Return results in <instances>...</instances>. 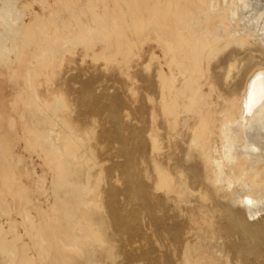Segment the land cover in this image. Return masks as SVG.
<instances>
[{"label":"bare ground","instance_id":"6f19581e","mask_svg":"<svg viewBox=\"0 0 264 264\" xmlns=\"http://www.w3.org/2000/svg\"><path fill=\"white\" fill-rule=\"evenodd\" d=\"M63 34L94 59L115 63L127 105L141 90L150 110L146 120L141 115L146 127L123 138L128 174L137 177L142 200L170 203V213L187 216L195 242H186L183 263L218 264L210 253L219 216L210 193L238 223L242 238L228 231L238 240L229 248L248 251L254 235L247 222L264 212V0H0V264H117L102 203L111 191L102 190L104 163L79 150L80 136L62 133V154L44 144L60 133L51 121L55 105L66 110L51 80L62 66L52 53H62L54 45ZM41 51L50 52L46 60ZM23 71L25 84L16 80ZM11 83L17 89L3 94ZM62 127L73 129L68 120ZM19 143L25 150L17 151ZM70 181L86 203L68 208L62 198L61 225L52 187ZM256 239L244 258L264 252V238ZM223 261L230 264L227 255Z\"/></svg>","mask_w":264,"mask_h":264},{"label":"rangeland","instance_id":"374dc122","mask_svg":"<svg viewBox=\"0 0 264 264\" xmlns=\"http://www.w3.org/2000/svg\"><path fill=\"white\" fill-rule=\"evenodd\" d=\"M38 11L40 12L39 8ZM120 32L125 31L120 30ZM63 35L65 36L62 43L54 45L58 46L56 48L62 49V53H52L54 55L52 60L62 58V66L54 69L55 71L49 69V72L51 74L54 71L57 74L52 76L51 80L55 82V91L63 94L66 101L65 111H63L61 105H55L54 111L55 113H64L65 117H57L55 113L51 115L52 123L61 127L60 133L54 131L49 133L50 136L45 139L44 144H50L55 152L62 154V133L64 136L72 137L75 140L77 136H80L81 140L77 143L79 150L86 153L85 150L88 148L98 160L104 163L103 174L109 180L103 183L102 190L108 188L111 191L107 194L108 199L106 194L104 198L102 197V203H104L103 207L105 208L106 217L109 219L110 233L113 234L112 238L116 242L113 250V255H115L112 259L117 264H184V246L187 241L189 245L195 242V231L191 230L192 226L189 229L187 216H177L176 210L174 213H170L172 208L170 203L159 208L155 200L151 205L146 200H142L140 186L136 181L137 177L133 174H128L127 164L129 158L123 138L129 136L133 131H139L140 128L144 129L146 127L145 123H140V121H143L141 115L143 114L146 120V114L150 110V108L146 111L143 109L146 104H144L145 99L142 98L141 90L139 88L135 89L136 101L131 106L127 105V99L130 94L127 82L125 75L116 71L115 63L103 59H94L89 52L79 47V44H77L78 39L70 34ZM96 38L100 39V36H96ZM106 40L104 39L105 45L109 42ZM75 50L77 54L73 52ZM46 53L50 54L48 51ZM46 53L41 51L38 54L46 60V57H48ZM36 56V54H33L30 59H37L35 58ZM116 59L122 61L123 58L117 56ZM37 60L41 59L38 58ZM102 65H104V68ZM136 72L140 76L142 70L137 69ZM28 77L29 73L23 71L16 80H19L21 84H25ZM1 85L3 86L4 83ZM42 86L39 85V91H43ZM6 87L3 94L11 93L17 89L13 83L8 84ZM27 88V85L23 86V89ZM153 94L156 95V90H154ZM48 109L45 110L48 111ZM67 120L73 128L72 131L62 127ZM56 143L59 144L60 148L55 149L53 147ZM17 148L18 152L25 150L21 143L18 144ZM50 151L52 152L51 149ZM34 160L37 164H40L39 160L35 159V154ZM149 173L152 175L151 167L149 168ZM74 185L75 183L70 181L68 186L62 187V183H58L52 187L56 192L54 198L56 201L55 208L61 216V225L63 219L62 198L69 201L68 208L70 204L71 207H76L80 203H86L83 202L86 201V197L79 198L80 193L77 192ZM209 195L211 199L208 205L219 215L213 218V226H215L214 240L218 245L217 243L215 244L216 250H210L211 255L217 260L218 264H225L223 260L226 255L229 257L230 264H239L247 259L246 264H259L255 260L259 256L264 255V252L256 255L251 254L248 258H244V255L247 252L249 253L251 248L257 243V239L255 240L256 236H258V239L264 238V215H262L264 212H260L262 217L258 216L257 219L254 217L257 220H253L255 224L251 220V223L247 222L248 227L252 229L248 236L254 235V238L250 239V244L246 242L249 244L250 249L246 251V248L242 246L241 252L239 250L240 254L235 253L231 247L229 248V245H237V235H234L236 236L234 237L231 233L230 235L228 233L232 232V230L238 231L239 229L235 225L238 223L232 222L231 217L233 216H224V202L217 201L211 193ZM183 212L190 215V213ZM170 214L173 216H169ZM238 215L236 221L244 223L245 216ZM103 216L105 215L103 214ZM233 225L236 226V229L233 228ZM222 229L226 232L224 233ZM254 230H256L257 234H254ZM188 231L190 232L188 233ZM238 232V237L241 240V232ZM218 234L219 236H217ZM248 236H245V238L247 237L248 239ZM235 240L236 242L234 243ZM243 244L245 245V243ZM227 248H229L228 253ZM215 251L217 253L214 255ZM110 259L103 258L100 261L102 263L105 262L103 264H106V262L109 264L111 262ZM233 261H238V263ZM260 264H264V261H261Z\"/></svg>","mask_w":264,"mask_h":264}]
</instances>
